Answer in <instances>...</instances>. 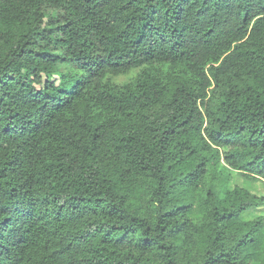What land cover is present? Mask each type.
<instances>
[{
  "label": "trees",
  "instance_id": "trees-1",
  "mask_svg": "<svg viewBox=\"0 0 264 264\" xmlns=\"http://www.w3.org/2000/svg\"><path fill=\"white\" fill-rule=\"evenodd\" d=\"M0 264H264V0H0Z\"/></svg>",
  "mask_w": 264,
  "mask_h": 264
},
{
  "label": "rangeland",
  "instance_id": "rangeland-1",
  "mask_svg": "<svg viewBox=\"0 0 264 264\" xmlns=\"http://www.w3.org/2000/svg\"><path fill=\"white\" fill-rule=\"evenodd\" d=\"M156 68L163 70L164 72L169 71L170 66L168 63H164V64H158L156 65ZM67 69L71 72H75V73H79L76 69L72 68V67H67ZM140 69H137L131 73H128L126 76H120L116 78V81H120V82H126L128 80L129 77H136V75L138 74ZM259 188V187H258ZM258 193H261V188L260 189H256Z\"/></svg>",
  "mask_w": 264,
  "mask_h": 264
}]
</instances>
